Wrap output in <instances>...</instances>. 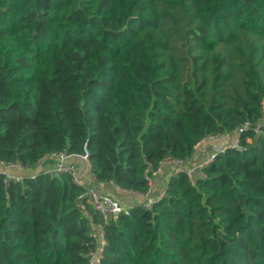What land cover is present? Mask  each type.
<instances>
[{"label":"trees","instance_id":"16d2710c","mask_svg":"<svg viewBox=\"0 0 264 264\" xmlns=\"http://www.w3.org/2000/svg\"><path fill=\"white\" fill-rule=\"evenodd\" d=\"M264 0H0V160L88 151L133 193L171 156L245 123L192 184L104 220L69 175H0V264H264ZM259 131V133H257Z\"/></svg>","mask_w":264,"mask_h":264},{"label":"built area","instance_id":"2783aa9c","mask_svg":"<svg viewBox=\"0 0 264 264\" xmlns=\"http://www.w3.org/2000/svg\"><path fill=\"white\" fill-rule=\"evenodd\" d=\"M264 113V105H263ZM249 127V123H245L241 128L231 134L217 133L206 136L198 143L196 149L202 146L220 143L215 150H212L210 156L199 164H193L190 161L174 159L171 156L165 157L158 164L157 168L150 170L146 174L145 179L148 183V189L145 193H133L142 198L141 204L144 209H151L160 197L154 194V179L159 174L167 171L169 177H173L180 172H185L189 181L195 184L197 178L202 175V170L211 164L219 154H224L228 148L240 149L239 135L244 129ZM259 133V131H257ZM88 151L85 149L83 155H72L66 151L52 152L42 158L36 166H26L19 162H6L0 160V175L3 176V183L7 186L11 182L21 183L25 177H35L38 173H45L51 178H61L63 175H69L72 181L84 188L79 200L86 199L93 210L105 221L109 218H116L119 214H129L128 208L120 200L105 192L96 178L91 172ZM74 158H79L84 166L74 162ZM45 167L39 170L40 165ZM168 177V178H169ZM90 237L93 241V247L86 253V264H102L104 251L106 247V238L103 225H93Z\"/></svg>","mask_w":264,"mask_h":264},{"label":"crops","instance_id":"0c3cea01","mask_svg":"<svg viewBox=\"0 0 264 264\" xmlns=\"http://www.w3.org/2000/svg\"><path fill=\"white\" fill-rule=\"evenodd\" d=\"M219 144L220 143L218 144L216 143L214 146L205 145L200 147L199 149L196 150V154L190 162L196 165L203 162L205 159H207L210 156L212 150H215L217 148L216 146H218ZM73 160L77 164H80L82 167L84 166L83 162L79 158H74ZM44 167L45 166L42 164L38 167V169L42 170V168ZM167 173H168L167 171H164L154 179V194L157 197H160L162 193L165 191V187L169 179ZM100 186L105 192L120 200L121 203L125 206H132L134 204H139L142 200V198H140L138 195L132 194L129 191L122 190L111 183L100 184Z\"/></svg>","mask_w":264,"mask_h":264}]
</instances>
